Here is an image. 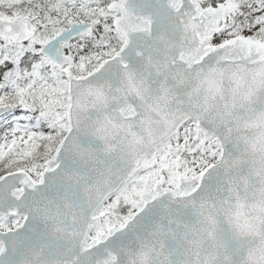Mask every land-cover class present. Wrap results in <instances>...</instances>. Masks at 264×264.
I'll return each instance as SVG.
<instances>
[{
    "label": "snow or ice",
    "instance_id": "6c2138e0",
    "mask_svg": "<svg viewBox=\"0 0 264 264\" xmlns=\"http://www.w3.org/2000/svg\"><path fill=\"white\" fill-rule=\"evenodd\" d=\"M0 264H264V0H0Z\"/></svg>",
    "mask_w": 264,
    "mask_h": 264
}]
</instances>
